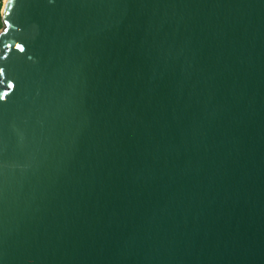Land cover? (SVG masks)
Listing matches in <instances>:
<instances>
[{
  "label": "water",
  "instance_id": "water-1",
  "mask_svg": "<svg viewBox=\"0 0 264 264\" xmlns=\"http://www.w3.org/2000/svg\"><path fill=\"white\" fill-rule=\"evenodd\" d=\"M0 14V264H264V0Z\"/></svg>",
  "mask_w": 264,
  "mask_h": 264
},
{
  "label": "trees",
  "instance_id": "trees-1",
  "mask_svg": "<svg viewBox=\"0 0 264 264\" xmlns=\"http://www.w3.org/2000/svg\"><path fill=\"white\" fill-rule=\"evenodd\" d=\"M2 5H0V12H1ZM2 28V23H1V14H0V30Z\"/></svg>",
  "mask_w": 264,
  "mask_h": 264
},
{
  "label": "built area",
  "instance_id": "built-area-1",
  "mask_svg": "<svg viewBox=\"0 0 264 264\" xmlns=\"http://www.w3.org/2000/svg\"><path fill=\"white\" fill-rule=\"evenodd\" d=\"M3 2H4L3 0H0V5H3Z\"/></svg>",
  "mask_w": 264,
  "mask_h": 264
},
{
  "label": "rangeland",
  "instance_id": "rangeland-1",
  "mask_svg": "<svg viewBox=\"0 0 264 264\" xmlns=\"http://www.w3.org/2000/svg\"><path fill=\"white\" fill-rule=\"evenodd\" d=\"M4 1V0H3ZM2 9V8H1Z\"/></svg>",
  "mask_w": 264,
  "mask_h": 264
}]
</instances>
